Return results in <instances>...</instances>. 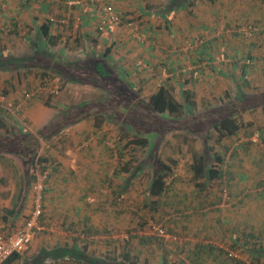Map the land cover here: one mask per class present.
Here are the masks:
<instances>
[{"label":"crops","instance_id":"crops-1","mask_svg":"<svg viewBox=\"0 0 264 264\" xmlns=\"http://www.w3.org/2000/svg\"><path fill=\"white\" fill-rule=\"evenodd\" d=\"M103 2L110 4L121 20L119 23H105L98 29L103 12L92 0H0V115L3 118H18L25 126L16 124L20 133L27 131L35 135L46 126L54 113L51 107L39 102L41 92L47 88L43 85L45 81L54 86L57 97L69 106L70 110L74 104L82 101L96 100L98 102H94L93 106L101 105L98 98L103 97L101 89H105L108 95L113 97L119 96L122 90H125L126 94L132 95L134 106L140 107L139 101L146 100L137 101V97L147 95L148 98L159 85H163L174 97L173 91L179 96V102L181 91H188L190 100L194 103L192 114L184 113L185 110L175 119L156 116L163 120L186 119L196 125L198 120L202 122L205 117L209 119L208 115L213 117L220 114L210 124L211 129L213 123L221 117L232 115L238 118L243 112L247 113L246 109L240 107L244 99L240 101L239 95H244L247 84H251L252 79H255L252 68L254 65L257 66V71L264 72V0H253L252 5L251 0ZM42 24L48 25L49 38L40 34L39 28ZM238 25H255L259 28V34L256 38L245 40L237 31ZM43 71L46 73L43 74ZM88 75L99 83L93 81L90 85L84 84L90 80L87 79ZM109 76L122 85H116V88L106 85L105 78ZM58 79L63 83L60 89L55 85ZM137 91L140 92L139 96ZM25 94H28V97H25ZM104 105L96 111L97 114L106 110L107 105ZM259 109L263 111L261 105ZM149 111L153 116L157 114ZM99 120L95 123L102 124ZM241 121H237L241 124L238 131L246 129L248 125ZM82 125L84 120L67 129H77L76 126L84 129ZM195 130L198 129L194 128ZM154 131L152 129L148 132L147 150L150 144L154 143ZM212 131L216 138V131L213 128ZM206 133L205 130L203 134ZM94 134L98 137L99 131ZM227 137L221 138L220 141ZM72 138L73 130L70 135V139ZM38 139L41 146L36 156L43 152L44 144V139ZM3 140L4 137L0 134V234L9 236L29 217L36 198L31 196L33 184L29 186L26 180H22L24 169L16 167L11 160L13 153L10 155L3 152L6 150ZM130 145L138 146L132 143ZM70 147L66 145L60 153L53 150L49 159L44 161V170L51 167L56 177L50 181L47 188H43L47 192L43 191L40 196L38 194V198L41 197L39 203L42 209L37 220L38 229L28 249L17 252L18 256L9 264L20 260L22 251L29 255L24 258L27 259L24 260L25 264H43L47 259L52 261L63 258L73 259L81 264H94L91 260H97L88 253L87 248L93 240H88L87 234L82 232L68 236L70 240L66 242L65 235L63 242L55 246L54 241L47 242L48 238L41 230L51 229L50 226H58L60 222L68 229L67 223L75 216L82 215V222L87 224L91 233L97 232L95 227L88 225L89 217L85 214L87 212L83 211L87 200H84L83 206L74 204V197L82 192L74 186H83L79 176L83 175L88 167L98 171L99 165L90 162L96 159L97 154L87 158L86 154L72 153ZM20 151L21 147L13 155L20 157L22 162L26 155ZM200 154L193 153L191 162ZM169 160L174 159L168 158L166 164H169ZM190 170L193 179L191 167ZM134 171L137 173L139 170ZM75 175L77 178H74ZM34 179L40 185V188H37L39 191L43 178L36 175ZM164 184L166 186L165 178ZM146 191L148 194V187ZM62 199L67 202L63 204ZM102 236L103 239L94 241H110L108 235ZM143 239L145 237L138 236V241ZM79 241L82 242L81 245ZM83 246L84 249L81 250L84 255L81 259L68 254L54 259L44 256L47 250L56 247L80 249ZM124 252L128 254L126 250ZM104 257L106 258H102L103 260L114 258ZM120 259L122 260L121 255ZM159 259L162 264H166L162 257ZM33 260L36 262H31Z\"/></svg>","mask_w":264,"mask_h":264},{"label":"rangeland","instance_id":"rangeland-1","mask_svg":"<svg viewBox=\"0 0 264 264\" xmlns=\"http://www.w3.org/2000/svg\"><path fill=\"white\" fill-rule=\"evenodd\" d=\"M258 34L259 28L249 36L240 37L251 40ZM252 68L255 79L247 84V91L243 95L245 100L240 105L247 113L236 117L237 121L242 120V123L246 122L243 124L248 125L246 129L217 143L214 142L215 133L209 128L220 114L213 117L208 115L209 119L205 117L202 122L198 120L196 125L186 119L167 121L156 117L157 114L153 116L148 106L143 104L145 101H139L140 107H135L132 95L126 94V91L113 97L105 89H101L103 97H98L101 104H97L98 107L93 106L94 102H98L96 100L82 101L74 104L70 110L57 97V93L51 95L47 89L41 92L40 104L51 107L54 113L45 129H41L45 138L40 154L49 159L53 150L60 153L68 145L72 153L86 154L87 158L97 154L96 159L90 162L99 165L98 171L88 167L79 176L83 186L74 185L76 190H82L74 197V204L83 206L84 200H87L83 211L89 217L88 225L95 227L97 232L91 233L87 224L82 222V215H77L67 223L68 229L61 222L58 226H50L51 229H41L48 238L47 242L54 241L55 246H58L65 235L66 242L70 240L68 236L83 232L87 234L88 240H93L87 248L89 255L97 259L113 256L114 262L118 264H122L120 255L124 250L130 259L136 260V264H162L159 257L166 264H264V108L263 111L259 109L264 96V72L257 71L256 65ZM88 76L89 80L91 77ZM93 81L99 83L90 79L84 84ZM55 83L58 89L63 87L60 79ZM173 93L174 98L179 99ZM146 98L147 95L139 96L137 101ZM102 104L107 105L106 110L100 112L105 118L99 120L96 111L103 108ZM122 109L126 111H120ZM4 117L10 132L0 129L7 150L3 152L14 154L20 147L12 139L20 132L16 124L21 123L14 116ZM82 120L84 129L77 126V129H67ZM98 120L102 124L93 126ZM194 128L198 130L194 131ZM152 129L155 135L151 150H147V146L128 144L130 139L138 136L149 138L148 132ZM72 130L74 138L70 139ZM205 130L207 138L203 134ZM98 131L99 136L96 137L94 133ZM256 133L258 138L254 139ZM205 144L212 146L215 153L223 155V163L220 164L222 176L204 183L202 178L192 179L190 163L193 153L206 154L205 159H209ZM13 154L11 160L16 167L24 169L22 180H26L29 186L33 184L31 196L37 199L38 194L40 196L43 191L47 192L43 188L50 185V181L56 177L55 172L51 171V167L40 170L37 161L35 169H32L28 157L21 162V158ZM168 158L174 159L175 164L172 172L165 177L167 189L160 197L148 196L146 187L159 168L157 160L168 163ZM123 166L128 167V171L122 172ZM134 170L139 171L135 173ZM41 172H46L44 177ZM237 174L243 176L237 177ZM36 175L43 178L39 191L34 179ZM38 200L41 202V197ZM65 202L62 199V203ZM156 225L164 229L165 236L155 234L152 227ZM102 235H108L110 241H94L103 239ZM138 236L145 239L138 241ZM78 243L82 244L80 241ZM249 246L259 249L258 258L251 257L247 251ZM24 251L20 252L21 259L12 264H25L27 259L24 258L29 255ZM43 264L81 263L63 258L47 259Z\"/></svg>","mask_w":264,"mask_h":264},{"label":"trees","instance_id":"trees-1","mask_svg":"<svg viewBox=\"0 0 264 264\" xmlns=\"http://www.w3.org/2000/svg\"><path fill=\"white\" fill-rule=\"evenodd\" d=\"M40 34L43 35V37H48V25L47 24H42L39 28ZM64 71V70H63ZM106 85H112L113 88L122 85V83H119L112 79L111 76L108 78L106 77ZM109 82V83H108ZM126 84V83H125ZM105 85V84H103ZM125 92V90H122ZM188 91H181V101H177L174 96L171 94V91L168 90L167 87L163 85H159L158 88L154 93L148 96L146 101L143 103L145 106H148V108L151 111H154L157 113V115L161 117H170L175 119L176 117L182 115V112L186 110L184 113H190L192 114V107L194 106V103L192 100H190V95L187 93ZM241 94V93H240ZM124 99V97H122ZM242 99L245 100L243 94L239 95V100L241 101ZM125 100V99H124ZM260 105L262 108H264V96L262 97V101H260ZM103 116L102 113H98L97 116L100 120H103L104 118L101 117ZM160 118V117H158ZM96 127L99 126L100 124L95 123L94 124ZM46 126H44L45 129ZM241 127V124H239L236 120V118L232 115L229 116H224L215 121L212 125V128L216 131V138L215 142H219L221 138L231 136L236 134L238 129ZM0 129L5 130L8 133L10 132V129H8L7 122L4 120L3 117L0 115ZM42 129V128H41ZM41 129L36 133L35 135L30 134L27 131H24L23 133H18L16 134L12 140H15V142L20 145L21 151L20 153H25L26 158L28 157L29 161H31L30 164H32V169H35L36 166V161L39 163V169L44 170V161H46V157L42 156L41 154L36 156L37 149L39 147V141L38 138H45L44 134L41 133ZM14 135V134H10ZM208 137V134H205V138ZM264 139V137H263ZM5 143V140H3V144ZM136 144L139 145L140 147H145L147 146L148 143V138L146 136H138L134 138L133 140H129L128 144ZM153 146V143L150 144L149 149L151 150ZM206 150L209 153V159H205L204 154H200L193 158L191 162V169L193 171V178L198 179V178H203L204 183L205 181L208 182L210 180L220 178L222 176V169L220 168V164L223 163V155L218 154L217 152L215 153L213 151V147L210 145H206ZM159 164V168L155 170L154 176L150 179L149 185H148V196H154L160 197L165 190L167 189L165 184H164V178L165 176L168 175V173L171 172V166L175 163L174 160H169V164H166L162 161L157 160ZM122 172L128 171V167L123 166L121 168ZM130 172V170H129ZM155 201V200H153ZM254 245V242L252 241L251 243ZM259 248V247H258ZM81 249H84V246L80 249H66V248H61V247H56L55 249L47 250V253L44 255L47 258L54 259L55 257H62L66 254L81 259L82 256L84 255V252H82ZM259 249H256L254 246H249L247 247V251L250 253L251 257L253 258H258V251ZM44 254V251L42 252ZM260 254V253H259ZM18 254L16 252L10 254L7 258H5L0 264H9L12 262ZM87 258V257H86ZM121 258H122V264H135L134 260H131L128 257V254L126 252L121 253ZM46 259V258H45ZM89 260V258H87ZM33 263L36 262V260L31 261ZM91 262L94 264H112L114 263V258L108 259V261L105 259H92Z\"/></svg>","mask_w":264,"mask_h":264},{"label":"built area","instance_id":"built-area-1","mask_svg":"<svg viewBox=\"0 0 264 264\" xmlns=\"http://www.w3.org/2000/svg\"><path fill=\"white\" fill-rule=\"evenodd\" d=\"M97 4V6L103 12V18L98 25V29H101L105 23H119L121 18L114 12L112 6L103 2V0H92ZM257 27L255 25H238L237 31L243 36H249ZM51 84V83H50ZM48 81L43 82V85L46 86L48 93L55 95L57 90L53 85H50ZM25 97H28V94H25ZM255 138H258V133H256ZM46 172H43L42 176H45ZM37 188H40V185L37 184ZM41 212V206L38 198L36 199L33 210L31 211L29 217L20 225L14 232V234L9 236H3L0 234V262L7 258L10 254L14 252H19L26 248L32 238L35 236L37 227V220ZM155 231V234L158 236H165L164 229L158 225L152 227ZM229 254V253H228ZM230 255V254H229Z\"/></svg>","mask_w":264,"mask_h":264}]
</instances>
